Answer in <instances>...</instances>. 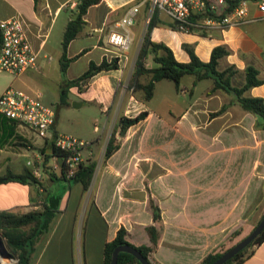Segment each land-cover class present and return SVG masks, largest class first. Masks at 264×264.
Listing matches in <instances>:
<instances>
[{
  "label": "crops",
  "instance_id": "crops-1",
  "mask_svg": "<svg viewBox=\"0 0 264 264\" xmlns=\"http://www.w3.org/2000/svg\"><path fill=\"white\" fill-rule=\"evenodd\" d=\"M262 1L249 0L247 17L260 16L257 4ZM76 5L77 0H0V20L22 16L29 24L32 44L48 54L45 48L51 28L61 19L64 32L68 21L76 17ZM135 5L138 12L128 27L130 45L119 58L118 68L70 86L81 97L75 106H82L85 98L98 100L105 113L102 131L88 139L91 154L85 153V160L96 162L88 189L83 190L77 181L51 179L41 170L37 178L44 189L34 182L0 184V212L23 213L41 208L49 195L60 197L59 211L35 243L31 264H103L104 245L121 226L127 240L139 246L150 245L149 225L159 230L157 246L149 256L152 264H198L232 231L250 218L256 219L255 225L264 213V129L255 126L254 114L243 110L232 93L211 91V78L196 81L191 75L190 82L179 84L181 94L188 95L185 106L168 93L154 109L128 86L149 19L154 16L150 39L166 44L178 61H189L183 43L191 44L202 61L209 60L213 47L222 45L228 54L219 59L218 69L233 66L231 84L240 86L245 68L255 67L262 82L245 94L264 98V17L223 30L184 31L148 1L99 0L88 7L80 33L66 48L70 61L65 73L78 69L69 80L80 76L91 62L116 56L115 48L106 42L107 34L117 28L127 8ZM145 61L155 66L152 54ZM49 63L42 62L36 70ZM160 83H155L153 97ZM54 111L52 131L57 133L59 111ZM142 111L146 112L143 119L120 129L121 116L133 117ZM114 131L119 147L104 160L105 143ZM18 132L22 139L0 148V175L31 170L29 158L17 159L30 150L25 141H30L32 133L36 143L45 141L37 140L24 125H18ZM52 165L58 174V163ZM154 206L160 211L158 222L153 219ZM241 264H264V240Z\"/></svg>",
  "mask_w": 264,
  "mask_h": 264
},
{
  "label": "trees",
  "instance_id": "trees-1",
  "mask_svg": "<svg viewBox=\"0 0 264 264\" xmlns=\"http://www.w3.org/2000/svg\"><path fill=\"white\" fill-rule=\"evenodd\" d=\"M34 1L36 2L37 0ZM228 1L230 3V8L235 6L238 2V0ZM97 2H99V0H77L75 10L76 17L68 21L62 36V53L59 59L60 70L62 73H65L70 61V59L66 57V48L69 42L80 33L84 23L82 17L86 13L88 7ZM153 24L154 16H151L134 62L133 71L129 78L128 86L132 89L133 94L137 98L144 102L151 100L155 90V83L163 79L172 81L175 89L179 90L180 80L185 75H193L196 81L211 78L213 80L211 91L221 89L232 93L235 96V101L239 103L243 110L254 114L256 118L255 126L264 129V98L245 94L248 89L259 85L262 82V79L258 77V70L255 67L248 65L244 71V83L240 86H234L231 84V76L235 73L234 67L228 66L222 70H219L217 67L219 59L228 54V49L226 47L222 45L213 47L209 60L202 61L195 54L191 44L183 43L182 47L188 53L189 61L180 62L174 57L172 50L166 44L163 42H155L150 39L149 32ZM174 27L177 26L174 25ZM148 54H152L155 66L150 67L146 65L145 60ZM117 68V57H113L110 60L103 58L98 64L91 62L86 71L75 79L67 80L65 86L61 87L59 104L62 106L68 104L67 87L69 88L70 86L78 85L80 82H85L100 71ZM145 115L146 112L142 111L133 117L121 116L119 118L118 126L120 129H126L130 125L143 119ZM18 125L19 123L16 120L0 113V148L11 146L13 144L15 145L20 139H22V136L18 132ZM15 141L17 142L15 143ZM21 145L26 146V144L22 142ZM118 147L119 143L116 140L114 131L107 140L103 159L106 160ZM48 148H53V153H47ZM41 154L44 161H47L49 158H54L59 165V171L57 174L55 171H52V166H46L45 162L43 163V169H45L44 171L51 179L77 181L82 184L83 190L88 189L96 166L94 160L86 159L79 164L74 175L67 178V171L64 164L65 154L63 152L59 151L52 142L45 140L41 146ZM9 181H17L20 183L34 182L38 187L45 188L43 183L34 176L28 168H25L21 173L7 171L5 174L0 175V184ZM59 204V196L49 195L44 200L41 208L31 209L30 211L23 213L0 212V236L5 239L6 253L9 257L15 259L13 264H31V257L34 252L35 243L38 238L48 230L52 219L59 211ZM262 216L263 214L260 216L259 220ZM153 219L156 222L161 219L160 211L156 206L153 207ZM147 232L150 237V245L134 246L127 240V231L121 226L117 230L115 237L104 245L103 264H110L112 251L118 245L134 246L148 261H150V253L154 251L157 246L159 230L157 226L149 225L147 226ZM238 234H240L239 228L231 232V235L234 236H237ZM263 240L264 229L247 247L242 249L224 264H241L253 253L254 248ZM228 248L224 250H212L206 254L198 264H211ZM117 264H140V262L132 254L120 252L118 254Z\"/></svg>",
  "mask_w": 264,
  "mask_h": 264
},
{
  "label": "built area",
  "instance_id": "built-area-1",
  "mask_svg": "<svg viewBox=\"0 0 264 264\" xmlns=\"http://www.w3.org/2000/svg\"><path fill=\"white\" fill-rule=\"evenodd\" d=\"M152 8L166 12L173 20L179 22L177 28L187 31L190 28L220 29L239 25L264 17V1L258 2L261 13L259 17H247L249 0H238L230 8L228 0H145ZM138 12V5L127 8L118 20L116 29L107 34L106 42L115 48L118 60L129 48L130 35L128 27L133 24ZM29 24L20 15L0 20V71L20 75L26 70L38 69L42 62H50L51 55L45 54L41 46L36 48L28 36ZM113 58V57H112ZM42 92H30L18 88H6L0 93V113L16 120L32 130L38 137L50 141L65 154L64 164L67 178L74 175L76 168L85 161V153L91 154V141L71 134L55 133L52 126L55 111L42 101ZM54 159V158H53ZM42 158L27 161L34 176L40 174ZM15 262V260H14Z\"/></svg>",
  "mask_w": 264,
  "mask_h": 264
},
{
  "label": "rangeland",
  "instance_id": "rangeland-1",
  "mask_svg": "<svg viewBox=\"0 0 264 264\" xmlns=\"http://www.w3.org/2000/svg\"><path fill=\"white\" fill-rule=\"evenodd\" d=\"M164 19L167 17L165 14H162ZM63 32H61V19L51 28L50 34L47 36V44L45 51L51 55L52 60L47 67H44L40 70H27L22 75H13L7 72L0 71V93L3 92L6 88H18L27 92H32L34 89L40 90L43 92V97L41 101L53 109H58V131L64 134H71L78 138L82 139H91L97 137L103 129V124L105 121V113L100 110L98 100H88L85 98V102L82 106H75V102H81V97L76 88L67 87V100L68 106H62L59 104V94L61 92V87L65 86V82L70 79L72 75H76L78 72L77 68L69 69V72L62 73L60 70V54H61V41H62ZM192 76L185 75L181 81L180 85L190 82ZM162 83L157 88L155 96L152 100H149V104L154 109L158 108L162 102V96L172 93L174 98L181 106H185V100H188V95L181 94L180 90H176L172 84V81L163 79ZM29 85L28 87L26 86ZM60 84V85H59ZM169 84V85H168ZM78 89H82L79 88ZM178 91V92H177ZM88 95V92L86 96ZM136 97V96H135ZM58 105V106H57ZM104 106V104H101ZM97 127V128H95ZM32 133V132H31ZM35 134V133H34ZM37 140H41L35 134ZM30 150H25L22 154L19 155L17 159H20L24 162L25 159L29 158L30 160H35V154L42 158L40 164V170L45 173L43 169V163L45 162L46 166H53L52 164H57V161L53 158H49L47 161L43 160L41 154V143H36L33 133L30 136V141H25ZM107 143V142H106ZM105 143V146H106ZM47 152H50V149H47ZM26 154V155H24ZM102 156V155H101ZM102 157H100L101 160ZM58 167V165H57ZM56 167V168H57ZM53 168V167H52ZM48 169V168H47ZM46 169V170H47ZM50 170V169H48ZM54 172L55 170L52 169ZM61 189L60 191H62ZM256 219L250 218L248 221L244 222L239 229L240 234L237 236L231 235L227 236L226 240L218 246V250H224L234 244L237 240L246 235L251 229L250 226L255 222ZM254 225L252 224V227ZM0 238H2L0 236ZM4 243L5 239L2 238ZM7 259V258H5ZM2 261V259H0ZM13 258L7 259V264L14 263ZM2 264V263H0Z\"/></svg>",
  "mask_w": 264,
  "mask_h": 264
},
{
  "label": "water",
  "instance_id": "water-1",
  "mask_svg": "<svg viewBox=\"0 0 264 264\" xmlns=\"http://www.w3.org/2000/svg\"><path fill=\"white\" fill-rule=\"evenodd\" d=\"M178 24L179 22H175ZM125 130H123L124 133ZM50 152L47 153H53V148H49ZM46 193V190H45ZM264 229V213L259 222L251 229L250 232H248L244 237L239 239L237 242H235L232 246H230L226 251H224L219 258H217L215 261H213L211 264H224L226 261L231 259L233 256H235L238 252H240L242 249L247 247ZM120 252H127L132 254L139 262L140 264H151L150 261H148L141 253L138 251L134 246L131 245H118L116 246L111 254V260L110 264H117L118 254ZM0 256L3 258H11L8 256L5 250V243L2 238H0Z\"/></svg>",
  "mask_w": 264,
  "mask_h": 264
},
{
  "label": "bare ground",
  "instance_id": "bare-ground-1",
  "mask_svg": "<svg viewBox=\"0 0 264 264\" xmlns=\"http://www.w3.org/2000/svg\"><path fill=\"white\" fill-rule=\"evenodd\" d=\"M0 259H2V261L0 260V263L2 264H7V259L3 258L0 256Z\"/></svg>",
  "mask_w": 264,
  "mask_h": 264
}]
</instances>
